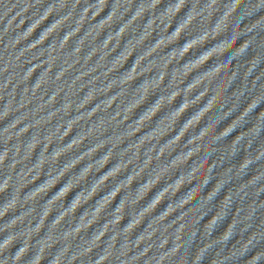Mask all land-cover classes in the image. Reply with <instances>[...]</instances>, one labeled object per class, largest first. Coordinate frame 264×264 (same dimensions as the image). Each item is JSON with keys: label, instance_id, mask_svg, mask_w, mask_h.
<instances>
[{"label": "clouds", "instance_id": "1", "mask_svg": "<svg viewBox=\"0 0 264 264\" xmlns=\"http://www.w3.org/2000/svg\"><path fill=\"white\" fill-rule=\"evenodd\" d=\"M186 43H187V42H186ZM146 111H147V110H146ZM69 179H70V178H69ZM45 182H46V181H45ZM45 182H44V183H45ZM66 184H67V183H66ZM141 186H142V185H141ZM63 188H64V186H63L61 189H59V191L56 192L54 195H56L57 193H59L60 191H62ZM162 190H163V189H162ZM162 190H161V191H162ZM54 195H53V196H54ZM78 195H79V193H77L76 197H77ZM157 195H158V194H157ZM76 197H75V198H76ZM75 198H74V199H75ZM101 198H103V197H101ZM70 205H71V204H70ZM49 264H50V262H49Z\"/></svg>", "mask_w": 264, "mask_h": 264}]
</instances>
